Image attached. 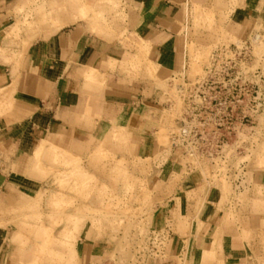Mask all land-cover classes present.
Returning a JSON list of instances; mask_svg holds the SVG:
<instances>
[{
	"label": "crops",
	"instance_id": "crops-1",
	"mask_svg": "<svg viewBox=\"0 0 264 264\" xmlns=\"http://www.w3.org/2000/svg\"><path fill=\"white\" fill-rule=\"evenodd\" d=\"M25 1L0 0V88L14 83L10 106L0 114V215L23 208L18 206L45 190L40 172L27 174L40 139L83 159L104 146L117 159H151L136 174L154 195L149 227L171 228L167 259L152 264H177L184 250L186 264H264V168L250 167L260 194L250 186L247 202L230 208L220 187L196 193L195 179L180 175L183 160L173 151L153 161L165 153L156 136L161 114L157 81L186 62L182 27L187 8L191 3L209 7L212 0H118L122 19L111 31H90L84 20L57 30L45 26L27 34L31 42L24 50L7 31L19 20L17 10ZM79 1L93 6L96 0ZM217 1L229 35L245 38L264 31V0ZM65 2L45 0V6L59 9ZM80 14L74 9L73 17L82 19ZM141 42L147 62L135 74L131 60ZM147 63L155 67L153 76L145 71ZM89 68L97 73L92 79L85 76ZM4 223L0 264H22L31 250L17 242L19 231ZM99 243L92 230H81L75 246L79 264L99 255Z\"/></svg>",
	"mask_w": 264,
	"mask_h": 264
},
{
	"label": "rangeland",
	"instance_id": "rangeland-1",
	"mask_svg": "<svg viewBox=\"0 0 264 264\" xmlns=\"http://www.w3.org/2000/svg\"><path fill=\"white\" fill-rule=\"evenodd\" d=\"M83 2L66 0L64 7L58 9L45 6V0H26L17 10L19 20L7 31V37L18 48L25 49L31 42L27 34L41 32L45 26L57 30L56 25L60 23L62 27L72 20H84L90 31L101 34L111 31L122 19L118 0H96L93 6L83 5ZM221 6L217 0H212L209 7L191 3L187 8V19L182 27L187 34L186 62L174 76L182 68L189 76L197 75L215 46L235 40L223 28L225 19ZM74 9L79 10L82 19L73 17ZM59 15L64 20L58 21ZM141 47L143 49L142 42L138 49ZM139 54L131 60V70L135 74L147 62L144 51ZM147 65L146 73L154 74V65ZM87 73L91 74V79L97 75L93 68ZM157 83L161 114L156 136L165 153L153 161L168 156L169 137L182 111L174 86L177 82L167 77ZM0 100L3 101L0 103L1 114L10 106L11 97ZM248 136L252 146L245 157L248 173L244 175L245 184L241 190L234 188L232 175H214L213 167L206 163L190 162L192 168L187 170L188 161L183 160L180 175L195 179L196 193H203L209 187H220L224 202L230 208L245 204L250 186L260 194V188L250 178V167L264 168V117H260L257 128ZM232 150L229 149L230 153ZM32 158L27 174L40 172L39 179L45 178V190L39 191L28 204L18 206L23 208H13L0 215V221L5 222L3 225H13L12 228L19 231L17 242L31 250L30 258L22 264H79L75 246L82 229L92 230L100 241L99 255L83 264H152L167 259L171 228L154 230L149 227L154 195L136 175L143 172L145 165L149 166L151 159H117L104 146H99L85 159L64 151H60L55 160L41 156L36 162ZM185 252L176 257L177 264H186ZM208 255L205 253V257Z\"/></svg>",
	"mask_w": 264,
	"mask_h": 264
},
{
	"label": "built area",
	"instance_id": "built-area-1",
	"mask_svg": "<svg viewBox=\"0 0 264 264\" xmlns=\"http://www.w3.org/2000/svg\"><path fill=\"white\" fill-rule=\"evenodd\" d=\"M182 111L169 137L176 159L213 167L214 175H232L241 190L248 173L253 133L264 117V31L215 46L200 73L184 68L171 76ZM229 149H233L230 153Z\"/></svg>",
	"mask_w": 264,
	"mask_h": 264
},
{
	"label": "bare ground",
	"instance_id": "bare-ground-1",
	"mask_svg": "<svg viewBox=\"0 0 264 264\" xmlns=\"http://www.w3.org/2000/svg\"><path fill=\"white\" fill-rule=\"evenodd\" d=\"M71 20V19H70ZM69 20V21H70ZM72 22H73V20H72ZM67 23V22H66ZM70 23H71V21H70ZM51 24V23H50ZM61 24V23H60ZM60 24L59 25H56V27L58 26V29H59V27H60ZM64 24V23H63ZM55 26V25H54ZM8 34L10 35L11 34V32H8ZM17 34V33H16ZM28 41V40H27ZM26 46V45H25ZM24 49V48H23ZM25 50V49H24ZM139 51H140V53H141V51H143V49H142V47L141 48H139L138 49ZM21 51V50H20ZM25 53V52H24ZM143 53V52H142ZM13 54L11 53V56H12ZM22 55V54H21ZM140 55V54H139ZM14 56H15V54H14ZM17 58V57H16ZM17 62H19V61H17ZM133 66V65H132ZM146 67V66H145ZM147 67L149 68V66L147 65ZM150 67H152V66H150ZM133 68V67H132ZM146 70V69H145ZM155 70V69H154ZM150 71H151V68H150ZM147 72V71H146ZM150 74V76H151V74H153L152 72L150 73H148V75ZM154 75V74H153ZM85 76H86V78H88V79H91V74H88V73H85ZM14 83H12V84H10L9 86H6V87H2V88H0V99H3V100H8L9 99V97H11V94H12V92L14 91ZM6 98V99H5ZM1 102H3V101H1L0 100V103ZM5 103H6V101H4ZM9 101H7V103H8ZM3 104V103H2ZM1 104V105H2ZM3 109V108H2ZM46 142H45V140H43V139H40L39 140V142L37 143V145H36V147L33 149L34 151H33V157H34V160L37 162L38 160H39V158L41 157V156H46L49 160H51V159H54V158H56L57 157V154H58V158H59V152L61 151V150H58L57 148H54V147H52V146H50V147H47L46 146ZM141 147V146H140ZM61 159V158H60ZM55 160V159H54ZM63 162H64V160H63ZM38 164V163H37ZM36 201H39V199L38 200H36ZM36 203V202H35ZM35 205V204H34ZM36 206V205H35ZM31 207H33V206H31ZM34 208V207H33ZM34 210V209H33ZM30 211V210H29ZM32 211V210H31Z\"/></svg>",
	"mask_w": 264,
	"mask_h": 264
}]
</instances>
